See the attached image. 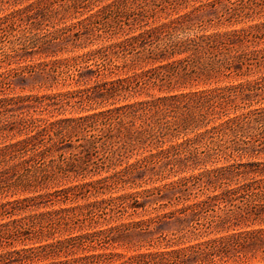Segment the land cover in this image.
Returning <instances> with one entry per match:
<instances>
[{
    "label": "trees",
    "instance_id": "1",
    "mask_svg": "<svg viewBox=\"0 0 264 264\" xmlns=\"http://www.w3.org/2000/svg\"><path fill=\"white\" fill-rule=\"evenodd\" d=\"M255 21L260 23L248 29L208 34ZM26 23L32 26L22 43L42 51L72 37L103 43L93 54L97 68L73 76L80 89L50 98L74 100L81 112L107 109L56 121L16 112L10 123L26 138L6 145L0 156L22 160L16 168L27 171L23 187L35 193L48 192L50 179L62 187L64 180L87 178L91 171L83 164L92 153L105 155L109 163L100 169L111 174L0 205V242L10 238L24 246L0 255V263L13 256L18 264H224L231 252L242 254L251 245L264 252V108L246 112L253 103H264V0H37L1 18L0 33ZM59 24L65 27L56 28ZM11 49L10 58L18 52ZM62 64L50 70L45 65L38 74L47 82ZM238 80L248 83L218 86ZM3 82L5 75H0ZM50 98L37 102L42 106ZM22 102L2 96L0 113L8 115ZM70 137L79 143L64 145ZM168 142L175 145L165 147ZM140 150L150 154L116 170L122 158ZM188 169L203 172L162 188L116 196L127 186H140L141 179L148 185L155 175L170 179ZM83 197L95 200L33 210L38 200L64 198L77 204ZM155 205L156 216L147 220L117 224L121 218L112 216L107 228L102 226L106 210L131 219ZM166 209L175 210L159 214ZM19 214L26 216L15 218ZM163 225L174 229L165 234ZM141 227L155 229L166 248L190 245L123 262H114L111 255H78L83 244L118 243L126 231Z\"/></svg>",
    "mask_w": 264,
    "mask_h": 264
},
{
    "label": "rangeland",
    "instance_id": "2",
    "mask_svg": "<svg viewBox=\"0 0 264 264\" xmlns=\"http://www.w3.org/2000/svg\"><path fill=\"white\" fill-rule=\"evenodd\" d=\"M37 0H0V19L8 16L13 11L17 9L24 8L29 6L33 2ZM94 11L84 12L81 15H78L76 19L73 21H69L67 26L78 22L81 19L89 17ZM189 10V9H188ZM185 11V10H184ZM187 11V10H186ZM260 21L244 23L239 25H234L231 27H222L219 29H211L208 31V34L213 33L215 31L220 32H230L237 29H248L250 26L259 24ZM50 26H54V23H50ZM28 26H32L31 23L20 24L15 31H9L0 33V75H5L6 82H3V85H0V97H15L17 99H22L23 102L20 103L19 106L10 107V111L8 115H2L0 113V153L6 145L12 144L16 141L22 140L26 138V135H20L18 132V126L16 124H12L14 119L11 118L12 115H16V112H24L25 114L28 112L30 116L37 119H49L50 121H56L60 119H69V118H77L82 115L93 114L95 112H99L103 109L91 110L88 112H81L80 105H75L74 100H66L64 102L61 99H53L50 97L67 94L69 92H73L80 89V86L74 82L73 76L76 75L80 69L84 71V75L90 74L91 71H94L97 68V58L93 57V54L100 49L103 43L100 41H93L80 38L76 40L75 37L68 38L66 41H53L52 44L47 46L44 51L42 48L35 47L34 44H26L24 45L22 42V36L28 32ZM65 27L62 24L56 26V28L60 29ZM51 32H55V28H50ZM46 31H42L44 34ZM105 41V40H103ZM117 40L113 39L110 41H106L108 43L116 42ZM9 48V49H8ZM11 48H16L18 51L15 55L12 53V58H10V50ZM16 56V57H15ZM60 62L63 63L58 68L54 69V72L51 73L52 76L48 78L47 82L43 81L42 75H39L40 68H44L45 65L47 70L54 68V63ZM44 75V74H43ZM253 80V79H251ZM250 80V81H251ZM248 83L245 80H238L233 83L221 82L219 83V87H225L226 85H240ZM217 85L214 84L211 87L203 88H214ZM49 97L50 99L44 100L42 106L40 102H37V98ZM140 99H134L131 102L138 101ZM123 104V103H121ZM257 108H264V103L252 104V106H248L246 108V112L250 110H254ZM241 113V112H240ZM238 113V114H240ZM13 117V116H12ZM14 118V117H13ZM16 121V118H15ZM7 129H5V126ZM194 137L190 135L189 138ZM78 138H81L79 136ZM77 137L66 138L67 141L64 142V145L68 146L72 143V145H76ZM183 140L180 139V143ZM82 142V141H81ZM174 143H166L165 147H170ZM175 145V144H174ZM148 151H135L134 154L129 153L128 157H124L121 159L120 165L116 170H121L126 167H129L132 164H136L138 160L144 158L149 155ZM105 155L102 153L96 154L92 153L83 164L84 167L88 164V174L87 178L78 179H69L62 181L57 187L56 181L52 179L47 181L48 192L39 191L35 193L34 191H26L23 186L27 183V171L23 169H17V166H20L22 160L10 156H0V205L7 204L10 202H15L17 200L22 201L28 198L36 197L40 194L44 193H53L55 190H60L62 188H66L75 184H82L87 181L101 179L105 176L111 174L107 173L105 169H100L101 166L106 168L105 166L109 163L104 159ZM49 159L46 158V162ZM38 161V163H40ZM43 163V162H42ZM94 172H100L98 175L93 176ZM203 170L197 169L192 170L188 169L186 172L180 174L177 177H171L170 179H164L160 174L155 175L152 178L153 181H147L149 184H145V179H141L142 184L140 186H127L124 191H120L118 195H124L127 193H136V192H144L146 189H153L154 187L162 188L166 184L171 182L179 181L182 178H189L194 175H198ZM151 174H148V177ZM160 180H156V178ZM142 178V177H141ZM156 180V181H155ZM38 190V189H37ZM105 198H109V195L105 196ZM63 201H55L54 203H50L45 200H38L37 203L39 205L33 207L34 213H42L51 210H57L60 208H67L76 205H84L90 201H94V197H83L80 201L75 204L74 201L65 200ZM143 201L142 198H140ZM153 207H158V205L148 207L146 210L140 209L138 212L139 216H134L131 219H126V217H122L121 213H111L110 210H106L108 215L101 214L103 228H107L105 224H108V219L112 218H121L117 224L123 223L127 224L133 221L139 220H147L156 216L153 211ZM175 209H166L165 211H161L159 214H166ZM16 216L15 218H22L24 216ZM20 216V217H19ZM105 217V219H104ZM2 221H0L1 223ZM116 222L110 223L111 226L115 225ZM97 226V224H94ZM162 230L165 231V234L170 233V230H173L174 227H170L168 225H163ZM169 230V231H168ZM160 234L157 233L155 229L145 230V229H134L131 228L125 232V234L119 238H117L118 243L108 244L106 241L100 240L96 241L95 244H83L80 246L78 251V255H93V254H102V255H111L114 258V262H123L124 260L139 256L142 254L148 253H160L172 250H179L189 246L190 244H186L184 246H173L170 248H166V244H159L157 241V237ZM58 238L63 237L61 234H57ZM226 236V235H222ZM118 237V236H116ZM213 237V236H211ZM210 237V238H211ZM41 244H32L31 247L40 246ZM24 248V246L20 243H14V241L10 238L3 239L0 242V255H3L9 251L20 250ZM229 258L225 263L219 261L218 263L224 264H264V252L258 245H251L247 249H245L242 254L236 251L230 253ZM71 258V257H70ZM15 258L13 256H7L0 264H18L16 261H12ZM62 260H67L66 258H62ZM92 261V260H91ZM94 261V260H93ZM102 264L101 260H97ZM159 264V263H157ZM163 264V263H161Z\"/></svg>",
    "mask_w": 264,
    "mask_h": 264
}]
</instances>
